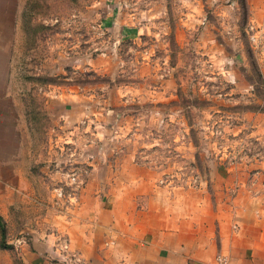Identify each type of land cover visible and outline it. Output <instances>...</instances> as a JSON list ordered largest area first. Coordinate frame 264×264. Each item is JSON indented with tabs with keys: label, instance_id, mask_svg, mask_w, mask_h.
I'll return each mask as SVG.
<instances>
[{
	"label": "rangeland",
	"instance_id": "1",
	"mask_svg": "<svg viewBox=\"0 0 264 264\" xmlns=\"http://www.w3.org/2000/svg\"><path fill=\"white\" fill-rule=\"evenodd\" d=\"M0 216V264H264V0H0Z\"/></svg>",
	"mask_w": 264,
	"mask_h": 264
},
{
	"label": "crops",
	"instance_id": "2",
	"mask_svg": "<svg viewBox=\"0 0 264 264\" xmlns=\"http://www.w3.org/2000/svg\"><path fill=\"white\" fill-rule=\"evenodd\" d=\"M229 233L221 231L218 239L209 237L205 244L198 247L190 246L189 243L173 246L162 241L163 243L156 246L151 254H143L144 257L139 264H215L218 253L228 255L234 264L250 262L251 256H243V247L248 242L247 238L243 237L245 233L242 235L241 232H238V236ZM192 242L194 241L192 240ZM138 250H142L141 246H138Z\"/></svg>",
	"mask_w": 264,
	"mask_h": 264
},
{
	"label": "built area",
	"instance_id": "3",
	"mask_svg": "<svg viewBox=\"0 0 264 264\" xmlns=\"http://www.w3.org/2000/svg\"><path fill=\"white\" fill-rule=\"evenodd\" d=\"M215 264H228L227 256L218 255Z\"/></svg>",
	"mask_w": 264,
	"mask_h": 264
},
{
	"label": "trees",
	"instance_id": "4",
	"mask_svg": "<svg viewBox=\"0 0 264 264\" xmlns=\"http://www.w3.org/2000/svg\"><path fill=\"white\" fill-rule=\"evenodd\" d=\"M2 221H3V219H2V217L0 216V224L2 223Z\"/></svg>",
	"mask_w": 264,
	"mask_h": 264
}]
</instances>
